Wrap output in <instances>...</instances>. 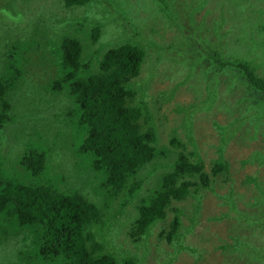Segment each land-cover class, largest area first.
I'll use <instances>...</instances> for the list:
<instances>
[{
  "label": "trees",
  "instance_id": "trees-1",
  "mask_svg": "<svg viewBox=\"0 0 264 264\" xmlns=\"http://www.w3.org/2000/svg\"><path fill=\"white\" fill-rule=\"evenodd\" d=\"M90 1L64 0L63 4L71 9ZM250 5L259 13L258 24L245 34L252 37L259 30L264 34V0H230L225 18L233 8ZM4 8L5 3L0 7L1 15L9 13L22 20L19 11ZM47 32L44 26L29 28L19 40L28 42L22 45L24 49L12 43L3 49L0 130L19 121L12 98L15 86L28 74L27 58L31 62L37 59L42 66L50 63L41 47V37ZM86 32L85 48L75 35H67L57 48L53 46L55 78L46 88L48 93L74 102L72 119L62 115L65 132L70 136L62 130L57 133L63 138L58 144L72 154L74 162L68 157L55 161L50 155L53 148L39 147L37 142L14 161L4 154L0 142V264H139L134 255L114 245L112 228L116 226L118 235L121 233V217L132 220L128 235L133 243L147 242L157 223H162L159 236L168 241L180 240L184 231H192L197 216L192 215V225L184 229L183 216L188 212L175 202L185 201L191 194L198 213L204 189L212 188L204 158L190 133L191 150L176 128L170 136L172 148L158 146L155 109L159 106H151L139 96L145 95V89L136 81L150 46L129 41L106 49L100 40L107 31L98 22ZM18 53L23 56L21 61ZM193 54L202 52L194 49ZM257 56L264 60L263 55ZM207 61L214 73L235 71L240 85L252 91L238 112L242 117L250 116L243 114L245 108L264 104V77L256 73L252 61L228 58L223 51L209 52ZM214 100L211 90L204 103L211 109ZM198 107L193 103L189 108L176 109L185 114L184 126L190 123L193 112L189 111ZM240 118L234 123L240 124ZM72 133L77 136L72 138ZM215 163L220 170L227 165L223 157ZM70 169L74 170L67 174ZM129 206L134 208L132 212H127Z\"/></svg>",
  "mask_w": 264,
  "mask_h": 264
},
{
  "label": "rangeland",
  "instance_id": "rangeland-1",
  "mask_svg": "<svg viewBox=\"0 0 264 264\" xmlns=\"http://www.w3.org/2000/svg\"><path fill=\"white\" fill-rule=\"evenodd\" d=\"M229 1L91 0L85 6L67 9L64 0H0V7L5 3V11L17 10L22 14V20H18L0 12L1 73H4L3 49L7 44L24 49L22 45L27 46L28 42L19 40L29 28L44 26L48 31L41 37V47L50 63L42 66L37 59L31 62L27 58L28 74L23 83H17L12 98L19 121L0 130L4 154L14 161L37 142L39 147L53 148L50 155L55 161L68 157L74 162L72 154L57 142L62 138L57 136L58 131L67 130L62 115L72 119L74 102L46 90L55 78L53 46L57 48L64 37L75 35L85 48L86 30L97 22L107 31L100 40L106 49L129 41L150 46L136 81L145 89V95L139 96L151 106H159L155 109L158 146L172 148L170 136L176 128L191 150L190 133L204 158L212 188L204 189L198 213L194 211L196 199L191 194L185 201L175 202L188 212L183 216L184 229L192 225V215L197 216L192 231L183 229L180 240L168 241L159 236L162 223H157L147 242L133 243L128 235L132 220L121 217V233L118 235L116 226L112 228L114 245L134 255L139 264H264V104L258 102L255 108H245L243 114L251 118L242 117L238 112L252 91L240 85L235 71L214 73L207 66L210 63L204 62L209 52L223 51L228 58L252 61L256 73L264 77V60L257 56L261 54L264 59V34L262 30L252 37L245 34L257 23L259 13L252 5L241 6L233 8L226 19L224 10ZM194 49L202 54L196 56ZM18 58L21 61L23 56L18 53ZM211 90L215 100L209 109L204 101ZM193 103L199 107L189 111L193 112L190 123L184 126L185 114L176 109L189 108ZM237 118L241 126L234 123ZM72 134V138L77 136ZM219 157L227 161L225 169L216 166ZM215 170L218 173L214 175ZM133 209L129 206L127 212Z\"/></svg>",
  "mask_w": 264,
  "mask_h": 264
},
{
  "label": "clouds",
  "instance_id": "clouds-1",
  "mask_svg": "<svg viewBox=\"0 0 264 264\" xmlns=\"http://www.w3.org/2000/svg\"><path fill=\"white\" fill-rule=\"evenodd\" d=\"M226 161V160H225Z\"/></svg>",
  "mask_w": 264,
  "mask_h": 264
}]
</instances>
